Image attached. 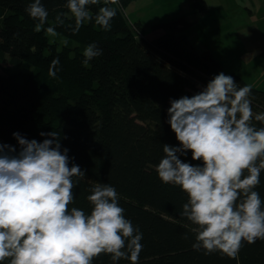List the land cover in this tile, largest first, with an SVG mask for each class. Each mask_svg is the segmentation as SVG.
<instances>
[{"label":"trees","instance_id":"obj_1","mask_svg":"<svg viewBox=\"0 0 264 264\" xmlns=\"http://www.w3.org/2000/svg\"><path fill=\"white\" fill-rule=\"evenodd\" d=\"M129 1L119 0L121 9L110 0L90 6L93 17L100 7L116 9L110 30L93 19L74 32L67 0H41L49 15L36 32L39 21L25 11L32 0H0V143L19 151L13 133L38 142L48 138L41 132L56 133L61 150L68 149L70 166L85 173L69 207L88 214L91 188L96 183L113 186L125 218L143 234L139 264H264V240L243 242L235 258L195 250L194 225L180 215L187 196L178 186L163 183L155 170L162 146H179L167 123L170 100L197 94L221 72L238 87L248 85L223 70L209 52H198L186 37L184 31L207 11L206 2L191 0L193 22L185 16L158 22L153 29L164 33L147 39L139 22L124 14ZM49 26L67 39V46L50 41L44 30ZM93 43L102 55L85 64L83 50ZM56 58L58 70L51 77L48 70ZM5 63L11 68H3ZM251 88L253 113H264V91ZM253 124L264 126L254 118ZM180 158L200 163L190 152ZM255 190L264 200V171ZM93 264L113 261L102 254Z\"/></svg>","mask_w":264,"mask_h":264},{"label":"clouds","instance_id":"obj_2","mask_svg":"<svg viewBox=\"0 0 264 264\" xmlns=\"http://www.w3.org/2000/svg\"><path fill=\"white\" fill-rule=\"evenodd\" d=\"M99 3L67 0L74 32L93 19L110 30L116 9L100 7L93 17L90 6ZM25 11L39 21L35 31L40 32L49 15L41 0H32ZM56 21L63 23L59 15ZM44 30L58 35L52 26ZM101 55L89 44L84 63ZM58 64V58L51 61L49 76L56 77ZM251 95V85L238 87L221 72L197 94L169 101L167 123L179 146L163 145L155 170L163 183L186 194L180 215L194 225L195 250L235 258L243 242L264 240V200L255 190L264 171V126L253 124V118L264 124V113H253ZM40 135L48 138L38 142L13 133L19 151L0 143V264H93L102 254L113 264L121 259L139 264L143 234L125 218L116 189L96 183L87 197L90 213L70 208L85 173L70 166L56 133ZM189 152L199 164L182 161Z\"/></svg>","mask_w":264,"mask_h":264},{"label":"rangeland","instance_id":"obj_3","mask_svg":"<svg viewBox=\"0 0 264 264\" xmlns=\"http://www.w3.org/2000/svg\"><path fill=\"white\" fill-rule=\"evenodd\" d=\"M203 1L208 2L207 11L184 31L186 37L198 52H209L223 70L238 74L248 85L264 91V0ZM124 14L132 22L128 14L139 18L146 31L148 23L169 21L173 17L195 20L191 0H130L124 6ZM232 14L240 15L239 22L225 21ZM236 25L239 30L235 29ZM47 36L58 46L64 45V37ZM4 65L3 68H11Z\"/></svg>","mask_w":264,"mask_h":264},{"label":"crops","instance_id":"obj_4","mask_svg":"<svg viewBox=\"0 0 264 264\" xmlns=\"http://www.w3.org/2000/svg\"><path fill=\"white\" fill-rule=\"evenodd\" d=\"M207 3L208 2H206V5H207ZM220 5V4H219ZM239 6V5H238ZM129 15V17H131V19L133 20V22H139V24H140V20H139V18H136V16H133L132 14H128ZM238 17H240V15H238V16H234V14H232V15H228L226 18H225V21L226 22H229V23H237V22H239V20L237 19ZM128 19V18H127ZM130 22H132V21H130ZM132 22V23H133ZM157 22H154L152 25H149V23L147 24L148 26H149V30L148 31H146L145 30V28L143 29L142 27H141V29H142V35H143V37H145V38H147V39H153V38H156V37H158V36H160V35H162L163 33H164V31L163 30H160V29H153V26H154V24H156ZM141 25V24H140ZM246 25V24H245ZM142 26V25H141ZM151 26V27H150ZM235 29H237V30H239L240 28H239V25H236L235 26Z\"/></svg>","mask_w":264,"mask_h":264},{"label":"bare ground","instance_id":"obj_5","mask_svg":"<svg viewBox=\"0 0 264 264\" xmlns=\"http://www.w3.org/2000/svg\"><path fill=\"white\" fill-rule=\"evenodd\" d=\"M118 7H120V9H121V6L118 5Z\"/></svg>","mask_w":264,"mask_h":264}]
</instances>
